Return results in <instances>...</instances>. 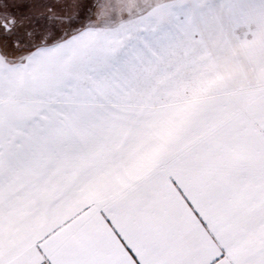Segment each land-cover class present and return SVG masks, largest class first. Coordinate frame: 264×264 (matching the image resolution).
<instances>
[{
	"label": "snow or ice",
	"instance_id": "snow-or-ice-1",
	"mask_svg": "<svg viewBox=\"0 0 264 264\" xmlns=\"http://www.w3.org/2000/svg\"><path fill=\"white\" fill-rule=\"evenodd\" d=\"M0 264H264V0H0Z\"/></svg>",
	"mask_w": 264,
	"mask_h": 264
}]
</instances>
